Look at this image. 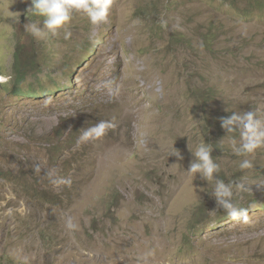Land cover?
Segmentation results:
<instances>
[{
    "label": "rangeland",
    "instance_id": "1",
    "mask_svg": "<svg viewBox=\"0 0 264 264\" xmlns=\"http://www.w3.org/2000/svg\"><path fill=\"white\" fill-rule=\"evenodd\" d=\"M29 7L0 0V264H264V148L220 126L264 120V0H112L47 38ZM204 142L247 220L187 172Z\"/></svg>",
    "mask_w": 264,
    "mask_h": 264
},
{
    "label": "clouds",
    "instance_id": "2",
    "mask_svg": "<svg viewBox=\"0 0 264 264\" xmlns=\"http://www.w3.org/2000/svg\"><path fill=\"white\" fill-rule=\"evenodd\" d=\"M111 4L112 0H30L27 12L42 17L43 27L40 26V22H29L25 27L37 38H47L49 34L55 36L71 21L74 12L85 14L91 24L99 25L107 21ZM162 23L166 24L163 21ZM69 35L70 33H66L65 38ZM10 79V76H0V83ZM107 83L110 82H106V85ZM220 126L226 135L232 134L233 151L237 156L247 157L257 149L264 148V120L258 118L254 111L232 112L231 115L221 117ZM115 127L116 124L112 121L99 120L83 129L81 139H98ZM236 134L239 136V142L235 139ZM212 151L213 145L201 143L194 154L192 153L194 159L190 162L187 172L193 176L199 174L205 180H213L212 196L216 204L229 218L247 220V209L238 206L232 200L235 184L225 183L218 178L219 165L211 155ZM174 152L177 158H182L179 151L174 150ZM253 166L250 159H242L239 163L241 169H251ZM68 227H75L71 220L68 222ZM146 255H151V252Z\"/></svg>",
    "mask_w": 264,
    "mask_h": 264
},
{
    "label": "bare ground",
    "instance_id": "3",
    "mask_svg": "<svg viewBox=\"0 0 264 264\" xmlns=\"http://www.w3.org/2000/svg\"><path fill=\"white\" fill-rule=\"evenodd\" d=\"M129 115V114H128ZM127 117V116H126ZM144 120V119H143ZM149 124V123H148ZM150 129V127H148L147 128V131H150L151 132V130H149ZM152 129V128H151ZM144 131V130H143ZM146 131V130H145ZM145 133V132H144ZM146 134V133H145ZM149 135H151V134H149ZM148 136V135H147ZM151 147V146H150Z\"/></svg>",
    "mask_w": 264,
    "mask_h": 264
}]
</instances>
